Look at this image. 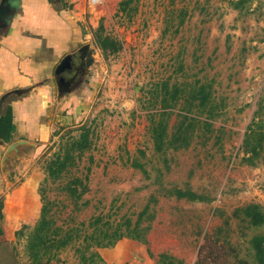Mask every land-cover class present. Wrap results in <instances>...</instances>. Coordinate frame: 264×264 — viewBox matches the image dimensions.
Segmentation results:
<instances>
[{
  "label": "rangeland",
  "instance_id": "1",
  "mask_svg": "<svg viewBox=\"0 0 264 264\" xmlns=\"http://www.w3.org/2000/svg\"><path fill=\"white\" fill-rule=\"evenodd\" d=\"M120 1L102 0L86 14L95 18L93 29L100 22L104 33L120 42V51L104 59L92 43L93 63L76 114L60 111L64 123L51 122L49 141L37 153L22 152L28 154V170L19 176L35 175L37 209L34 213L31 207L29 219L19 222L15 231L23 236L13 231L7 239L0 238V264H29L25 236L39 216L43 159L57 151L61 136H77L81 126L90 131V149L61 180L46 185L45 196L52 202L48 215L55 226L78 228L82 235L90 232L86 225L92 217L133 221L148 203L154 217L146 243L121 239L115 248H98L117 258L106 262L98 253L104 264H127L139 256L152 264L148 253H166L184 264H256L248 240L264 228H249L232 217L234 208L256 203V188L264 200V69L256 72V39L263 35L256 33V0L239 11L230 8L228 0H136L119 12ZM181 9L186 14L179 24ZM83 27L92 41L93 29ZM179 65L182 71L176 72ZM168 76L177 82L212 79L213 96L224 108L212 121L210 134L194 139L186 149L160 154L147 132L149 115L157 112L147 98L152 85ZM258 104L261 120L253 116ZM173 120L171 115L168 126ZM242 146L260 152L255 166L241 161ZM133 160L142 169L132 166ZM84 176L86 190L74 205L59 188ZM169 188H188L208 201L164 197L163 190ZM152 195L155 202L149 203ZM2 225L1 217L0 232ZM80 240L48 264H78L72 246Z\"/></svg>",
  "mask_w": 264,
  "mask_h": 264
},
{
  "label": "crops",
  "instance_id": "2",
  "mask_svg": "<svg viewBox=\"0 0 264 264\" xmlns=\"http://www.w3.org/2000/svg\"><path fill=\"white\" fill-rule=\"evenodd\" d=\"M101 2L18 0L15 11L0 20V97L7 95L0 106V238L7 239L21 220L29 219L31 207L36 213L37 180L30 173L19 176L25 167V172L28 170L24 159L28 154L22 152L37 153L38 147L49 141L52 126L62 120L60 111L76 114L81 104L78 95L89 69L66 95L58 93L53 70L64 55L82 45L93 48L83 24L93 29L95 18L86 14H91L90 10ZM256 13V33L263 35L256 39V72H260L264 69V0H256ZM13 144L22 145L7 153ZM252 191L250 194L255 193ZM260 194L256 188L255 202L264 207ZM98 253L106 262L117 259L106 249H99ZM135 258L127 264H150L144 256Z\"/></svg>",
  "mask_w": 264,
  "mask_h": 264
},
{
  "label": "trees",
  "instance_id": "3",
  "mask_svg": "<svg viewBox=\"0 0 264 264\" xmlns=\"http://www.w3.org/2000/svg\"><path fill=\"white\" fill-rule=\"evenodd\" d=\"M133 1L136 0H121L118 3V11L124 12ZM248 2L249 0H228V5L233 10L239 11ZM185 14V10H179V24ZM91 37L92 43L104 59L116 54L121 49L119 41L104 33L100 22L95 29L91 30ZM179 71H182L181 65L177 67L176 72ZM171 79V76H168L155 82L147 98L149 108L157 110L156 113L149 115L147 132L152 141L153 150L160 154L168 150L186 149L194 139L210 134L212 121L220 116L224 108L223 101L213 96L212 79L195 78L188 82L171 81ZM260 108L261 106L258 104L256 111L253 112V116L259 120L263 119L260 115ZM171 115H174V120L168 126L167 122ZM75 131L77 136H61L57 151L50 158L43 159L44 178L37 188L41 204L39 216L30 232L25 236L24 251L30 260L29 264H48L58 252L79 238H81L80 245H71L72 253L78 264H104L96 250L112 247L121 239L146 243V235L154 217L148 203L136 214L133 221L124 217L118 222H109L103 221L101 216L92 217L86 225V228L91 229L90 232L82 235L78 233V228L61 230L60 227L54 225L48 215L52 202L45 196L46 185L61 180L71 168L78 165L83 153L88 151L91 146L88 127L81 126ZM241 151L243 154L241 161L245 165L255 166L254 161L259 158L260 152L246 146H242ZM140 154L143 155L142 152ZM131 165L142 169V166L135 160L131 162ZM86 171H88L87 168ZM142 171L144 172V170ZM83 178L82 180L78 177L72 178L59 188L74 205L86 190L85 183H83L85 176ZM163 191L164 197H172L175 200L184 199L187 202L197 203L208 201L205 196L188 188H169ZM148 202L154 203L155 197L149 196ZM232 217L249 228H264V207L257 203L234 208ZM80 225L83 226V224ZM14 235L16 237L23 236L20 230L15 231ZM248 244L253 251L256 264H264V233L251 236ZM148 258L152 260V264H184L181 260L166 253H159L155 257L148 253ZM194 264L197 263L194 262Z\"/></svg>",
  "mask_w": 264,
  "mask_h": 264
},
{
  "label": "water",
  "instance_id": "4",
  "mask_svg": "<svg viewBox=\"0 0 264 264\" xmlns=\"http://www.w3.org/2000/svg\"><path fill=\"white\" fill-rule=\"evenodd\" d=\"M17 2L18 0H0V20L5 14L8 18L10 13L15 11ZM94 54V49L89 44H85L76 51L64 55L59 60L53 70V80L59 94L66 95L73 85L81 81V77L86 76L89 67L93 63ZM14 94H19V92L14 91ZM6 96L4 94L0 97V106ZM10 148L13 150L14 145H10L8 149Z\"/></svg>",
  "mask_w": 264,
  "mask_h": 264
},
{
  "label": "built area",
  "instance_id": "5",
  "mask_svg": "<svg viewBox=\"0 0 264 264\" xmlns=\"http://www.w3.org/2000/svg\"><path fill=\"white\" fill-rule=\"evenodd\" d=\"M90 2H92V3H95L97 0H89Z\"/></svg>",
  "mask_w": 264,
  "mask_h": 264
}]
</instances>
